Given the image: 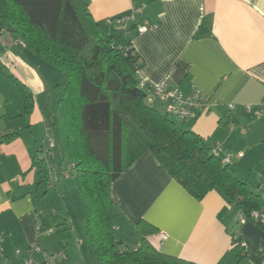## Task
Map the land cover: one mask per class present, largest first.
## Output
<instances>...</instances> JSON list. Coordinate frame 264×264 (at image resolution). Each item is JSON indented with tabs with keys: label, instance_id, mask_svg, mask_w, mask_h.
I'll use <instances>...</instances> for the list:
<instances>
[{
	"label": "crops",
	"instance_id": "crops-1",
	"mask_svg": "<svg viewBox=\"0 0 264 264\" xmlns=\"http://www.w3.org/2000/svg\"><path fill=\"white\" fill-rule=\"evenodd\" d=\"M84 1L95 22L133 16L137 27L145 28L131 42L141 60L137 80L166 81L184 95L198 90L207 97L208 105L184 127L230 154L237 179L264 197V114H254L264 104V0ZM0 65L33 99V110L25 115L19 89L0 70V137L18 133L0 143V264H25L37 240L40 251L32 259L44 263L51 260L46 251L53 250V243L40 235L46 228L53 235L55 228L39 213L33 163L49 153V140L57 143L52 132L60 111L53 87L62 77L3 30ZM257 168V180L245 181ZM111 199L119 212V231L137 239L135 226L143 222L166 235L164 241L158 234L147 238L160 254L193 264H262V229L252 222L240 224V211L217 191L201 201L192 198L150 152L112 183ZM67 221L62 222L71 233ZM60 244L62 264H81L78 244ZM235 245L246 253L241 263L232 252ZM93 257L91 264H99Z\"/></svg>",
	"mask_w": 264,
	"mask_h": 264
},
{
	"label": "trees",
	"instance_id": "trees-1",
	"mask_svg": "<svg viewBox=\"0 0 264 264\" xmlns=\"http://www.w3.org/2000/svg\"><path fill=\"white\" fill-rule=\"evenodd\" d=\"M120 19L95 22L84 0H0V31L11 34L62 77L53 87L54 98L64 122L66 153L76 174L74 191L84 205L86 237L96 261L193 264L158 253L147 240L158 232L143 222L135 226L138 238L133 249L119 241V212L111 199V185L129 165L150 152L192 198L201 201L217 191L244 218L264 209V197L237 179L233 165L223 164L228 153L222 147L209 146L184 127L188 121L167 115L157 102H147L136 78L141 60L131 45L139 28L134 18L122 28L117 25ZM3 73L19 89L23 113L30 114L31 93ZM17 135L1 136L0 143ZM213 148L221 152L216 155ZM52 152L33 163L41 196L49 188V172L55 169ZM251 222L264 232V225ZM65 225L56 227L61 242ZM232 252L238 260L246 258L237 245ZM260 258L264 264V250Z\"/></svg>",
	"mask_w": 264,
	"mask_h": 264
},
{
	"label": "rangeland",
	"instance_id": "rangeland-1",
	"mask_svg": "<svg viewBox=\"0 0 264 264\" xmlns=\"http://www.w3.org/2000/svg\"><path fill=\"white\" fill-rule=\"evenodd\" d=\"M5 32V30H3ZM173 87V86H172ZM157 107H161L159 104ZM61 114L58 115L59 123L54 126L55 128L52 132L54 135V141H56V145L53 149V154L55 158V162H52V166L55 168L49 172V188L44 196H41V192H37L36 200L39 213L41 216L45 217L50 224L55 228V232L52 235L53 231L50 233V228H46V233H41L40 240L43 241H52V251H46L47 254H52L51 261L52 264H62L63 257L61 255L62 246L60 244L58 236L56 234V227L57 225L63 223V218L65 217L67 221L68 227L72 230L70 233L69 231H65V243H69L71 245L80 246L81 254L79 253L80 263L81 264H91L92 256L94 255V251L92 245L87 240L86 231H85V211L84 205L80 200L79 196L74 191V178H75V171L72 168V163L66 153V132L64 127L63 118L61 117V121L59 117ZM194 120V119H193ZM176 124H179L175 121ZM259 168H261L262 160L258 159L255 161ZM60 165L61 171H58V166ZM51 166V167H52ZM233 166L232 168H234ZM251 172V170L249 171ZM247 182H252L257 180L258 178V168L249 174ZM66 176V177H65ZM54 181V182H53ZM80 217V219H79ZM75 220H74V219ZM73 219V223L72 220ZM71 220V221H70ZM240 224H242L240 222ZM245 224V223H244ZM67 228V226L65 225ZM70 230V231H71ZM125 232V230H122ZM121 230L118 233V239L123 242V245L128 246L129 250L133 249L136 240L132 239L129 234H124ZM233 231V228H232ZM48 235V238L45 237ZM135 238V237H134ZM120 241V242H121ZM90 246V251L89 247ZM73 246L70 247L69 251L73 252ZM92 250V251H91ZM95 258V256L93 257ZM96 260V259H95ZM237 260V259H236ZM245 259H240L239 263H241ZM66 264H70L67 262Z\"/></svg>",
	"mask_w": 264,
	"mask_h": 264
},
{
	"label": "built area",
	"instance_id": "built-area-1",
	"mask_svg": "<svg viewBox=\"0 0 264 264\" xmlns=\"http://www.w3.org/2000/svg\"><path fill=\"white\" fill-rule=\"evenodd\" d=\"M134 17L130 18H121L117 21V25L123 28V25L128 21L132 20ZM145 31V28H139L138 34H142ZM139 86L144 92H146V100L149 104L157 102L162 107L163 111L175 119L185 122L195 119L203 109L208 105V98L204 97L200 91L193 90L189 95H184L177 87L170 86L166 81L160 82L154 85H146L145 82H139ZM245 110L247 113H250V107L246 106ZM256 116H261L264 114V105L261 109L254 112ZM54 144L48 141V151L51 152L54 149ZM212 152L218 154L221 152L218 148H213ZM47 153V151H46ZM238 157H242V154H238ZM223 164L232 165L233 158L231 155H225L223 157ZM66 177V176H65ZM54 182V181H53ZM36 218V217H35ZM258 222L261 225H264V209L260 211L253 212L250 218H244L241 215L240 222L242 224L247 222ZM40 225V224H39ZM52 231H50L51 233ZM160 240L164 241L166 235L164 233H158ZM40 251L38 240L28 248L29 258L25 260V264H52L51 261H46L44 263L36 262L32 259V256ZM1 252V248H0ZM16 254H19V251H16ZM52 254L48 256L51 258ZM63 259L65 258L64 253L61 252Z\"/></svg>",
	"mask_w": 264,
	"mask_h": 264
}]
</instances>
